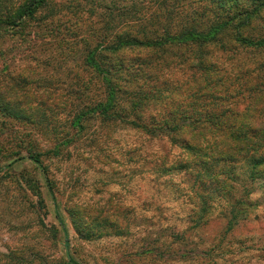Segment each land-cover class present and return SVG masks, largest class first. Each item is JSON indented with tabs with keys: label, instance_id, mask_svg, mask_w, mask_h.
<instances>
[{
	"label": "rangeland",
	"instance_id": "obj_1",
	"mask_svg": "<svg viewBox=\"0 0 264 264\" xmlns=\"http://www.w3.org/2000/svg\"><path fill=\"white\" fill-rule=\"evenodd\" d=\"M21 2L4 0L11 7ZM113 2L117 8L135 4L142 17L182 4L47 0L22 29L0 34V166H6L0 172V264H12L8 258L13 254L24 264H62L68 255L81 264H198L195 249L216 243L234 252L233 264H264L263 173L249 176L242 163L234 171L239 173L233 182L236 192L229 195L226 182H205L204 187L184 169L195 155L177 138L192 134L152 137L98 116L72 129L76 111L101 96L100 82L83 58L85 43L88 48L100 40L102 20L118 22L117 10L109 16L104 8L105 3L114 8ZM115 31L105 38L112 40ZM179 54L172 49L162 58L179 61ZM237 56L264 60V51L238 50ZM183 71L186 67L178 64L162 69L156 84L164 90L163 99L157 96L156 101L170 97L166 102L175 108L184 99ZM55 146L58 155L40 157L51 195L41 167L27 155ZM28 179L36 182L38 194L27 187ZM195 190L211 197L197 225L201 200ZM239 195L250 204H236L233 198ZM228 202L236 214L230 229L221 211Z\"/></svg>",
	"mask_w": 264,
	"mask_h": 264
},
{
	"label": "trees",
	"instance_id": "obj_2",
	"mask_svg": "<svg viewBox=\"0 0 264 264\" xmlns=\"http://www.w3.org/2000/svg\"><path fill=\"white\" fill-rule=\"evenodd\" d=\"M46 1L22 0L11 7L0 0V34L22 29V24L32 19ZM111 5L114 8L107 3L104 8L109 10V16L117 10L118 22L113 25L110 19L102 20L97 30L100 40L88 48L86 40L83 58L84 66L100 82L101 96L76 111L72 129H82L85 121L98 116L102 121L124 124L152 137L192 134L190 138H177L184 149L195 155L190 159L193 161L183 163L184 169L204 187L205 182H226L224 193L229 195L236 192L233 182L239 173L234 171L242 163L249 167V176L264 174V60L237 56L238 50L264 51V0H192L190 5L182 0L178 8L161 7L155 17L151 13L149 17L136 15L139 9L134 8L135 4L119 5L120 8L114 2ZM255 20L260 26L254 25ZM112 28L116 30L113 39L107 40ZM253 31L257 34L253 35ZM172 49L181 51L179 61L162 58ZM177 64L187 69L182 78L186 88L181 91L185 100L173 108L174 103L166 102L170 97L164 102L156 101L157 96L163 99L164 91L156 82L163 68ZM58 153L55 146L27 155L41 167L51 195L53 188L40 157ZM5 168L0 166V172ZM26 185L39 193L34 180H26ZM194 194L201 200V214L194 222L197 225L205 219L211 197L196 190ZM242 197L233 198L234 202L248 206L249 199ZM234 207L228 202L221 208L227 219L226 229L235 220ZM57 217L66 233L61 216ZM86 227L84 223L82 229ZM195 252L198 264L234 263L230 258L234 252L219 243L197 247ZM13 256L17 261L12 260ZM13 256L8 258L12 264L25 263L21 256ZM182 256L187 258L188 252ZM62 264L81 263L68 255Z\"/></svg>",
	"mask_w": 264,
	"mask_h": 264
}]
</instances>
